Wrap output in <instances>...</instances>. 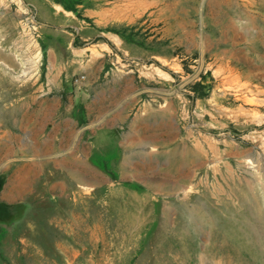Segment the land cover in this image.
<instances>
[{
    "label": "rangeland",
    "instance_id": "374dc122",
    "mask_svg": "<svg viewBox=\"0 0 264 264\" xmlns=\"http://www.w3.org/2000/svg\"><path fill=\"white\" fill-rule=\"evenodd\" d=\"M0 264H264V0H0Z\"/></svg>",
    "mask_w": 264,
    "mask_h": 264
},
{
    "label": "crops",
    "instance_id": "0c3cea01",
    "mask_svg": "<svg viewBox=\"0 0 264 264\" xmlns=\"http://www.w3.org/2000/svg\"><path fill=\"white\" fill-rule=\"evenodd\" d=\"M61 16H62L63 18H67L68 20H70V19H69L70 17H65L64 15H61ZM66 16H67V15H66Z\"/></svg>",
    "mask_w": 264,
    "mask_h": 264
},
{
    "label": "trees",
    "instance_id": "16d2710c",
    "mask_svg": "<svg viewBox=\"0 0 264 264\" xmlns=\"http://www.w3.org/2000/svg\"><path fill=\"white\" fill-rule=\"evenodd\" d=\"M72 10V9H71Z\"/></svg>",
    "mask_w": 264,
    "mask_h": 264
}]
</instances>
